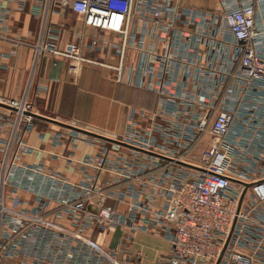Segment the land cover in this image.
Listing matches in <instances>:
<instances>
[{
  "label": "built area",
  "instance_id": "1",
  "mask_svg": "<svg viewBox=\"0 0 264 264\" xmlns=\"http://www.w3.org/2000/svg\"><path fill=\"white\" fill-rule=\"evenodd\" d=\"M234 1L236 6L230 5L232 0L222 1L226 6L219 17L234 40L229 43L230 50L234 48L233 64L224 85L233 92L238 86L242 103L253 97L256 109L260 108L258 114L238 121L237 110H246L245 114L251 110L244 103L225 104L228 91L222 90L202 120L184 129L176 128V124L161 128L163 144L130 126L120 141L131 145L134 152H147L149 159L138 155L122 158L115 169L105 149L103 154L84 161V165L113 172L108 186L119 187H111V191L92 182L70 190L68 180L59 173H46L42 163L23 162L32 151L27 136L35 127L34 114L38 112L27 94L0 97V264H8L13 257H23L24 264H137L140 252L129 256L124 245L106 248L92 239L93 227L109 231L112 223L128 228L131 235L138 230L162 233L170 249L154 264H264V147L256 151L240 138H264V93L251 96L253 88H264V0ZM47 2L62 10L70 9L81 18V26L75 30L78 41L61 47L55 38L62 29L48 27L49 38L38 46L39 56L68 59L73 78L78 77L84 64L98 63L85 55V49L103 50L112 45L101 34L89 36L88 28L123 37L120 64L106 66L116 70V80L124 81L125 40L134 23L154 24V28L161 29L156 30L161 37L166 26L173 27L177 18L170 0ZM34 12L40 13V7ZM170 49L169 45L162 56L165 66L175 59ZM233 83L236 85L231 87ZM165 100L174 102L175 98ZM236 127L240 130L237 133ZM206 131L211 134L209 147L194 153L197 140ZM232 132L238 136L232 138ZM60 137L74 145L79 139L76 133L69 137L59 133ZM148 175L152 177L143 178ZM42 178L60 184V190L45 193L40 186ZM6 187L16 193H37V207L9 206L5 202ZM96 196L122 202L129 209L122 212L104 203L90 208ZM49 201L63 207L71 225L60 216H45ZM39 227L47 231L48 246L52 251L56 248L55 255L43 257L37 251L23 249V241Z\"/></svg>",
  "mask_w": 264,
  "mask_h": 264
},
{
  "label": "crops",
  "instance_id": "2",
  "mask_svg": "<svg viewBox=\"0 0 264 264\" xmlns=\"http://www.w3.org/2000/svg\"><path fill=\"white\" fill-rule=\"evenodd\" d=\"M222 1L170 0L171 8H176L177 18L173 27L166 26V33L161 37L160 32H156L161 29L154 28V24L134 23L125 40L124 81H118L116 70L106 65L120 64L119 48L124 40L121 35L88 28L89 36L101 34L112 45L103 50L85 49V55L98 63L84 64L78 77L73 78L69 73L68 59L50 54L39 56L38 46L49 38L48 27L62 29L55 38L61 47L78 41L75 30L81 26V18L70 9L53 6V2L48 5L47 0H0V97L27 94L34 106L43 112L40 115L95 134L36 117L35 127L27 136L32 151L23 157V162L31 165L42 163L46 173H59L68 180L70 190L92 182L111 191V187L117 186H108L113 172L84 165V161L103 154L107 149L110 162L116 169L122 158L131 159L138 155L149 159V155L142 150L134 152L129 146L102 137L120 141L132 126L146 136L156 137L157 142L163 144L165 139L161 128L176 124V128L184 129L188 124L202 120L222 90L228 91L224 97L225 104H241L243 96L239 94L238 86L233 92L224 85L233 64L234 48L230 50L229 43L234 40L219 18L226 6ZM230 5L236 6L237 3L232 0ZM36 7H40V13L34 12ZM169 45L175 59L165 66L162 56ZM235 85L233 83L231 87ZM263 93L264 88H253L251 96ZM168 98H175V101L168 102L165 100ZM253 100L250 97L247 103H242L251 111L247 115L246 110H237L238 121L258 114L260 108L256 109L258 105ZM235 130V133L240 131L237 127ZM59 133L68 137L76 133L79 139L74 145L68 138H58ZM237 136L231 133L232 138ZM240 138L243 144H251L256 151L264 147L261 135L258 137L260 140H252L254 137L247 139L244 135ZM210 142L211 134L207 131L202 133L194 153L208 148ZM151 175L143 178L148 180ZM162 176L168 178L167 174ZM41 181L40 186L45 193L60 190V184H52L49 178ZM46 182L49 185H45ZM5 193V202L11 207L31 209L38 205L35 192L19 190L16 193L11 187H6ZM102 203L122 212L129 209L127 204L97 196L89 207L95 209ZM66 215L56 201H49L45 213L47 218L60 216L67 225H71ZM46 236L47 231L41 227L30 232L23 241V249L26 252L37 251L43 257L55 255L56 248L50 250ZM91 237L106 248L124 245L129 256L140 252L142 257L136 261L137 264H154L170 249L162 233L138 230L131 235L128 228L117 223H112L109 231L93 227ZM150 250L154 255L149 256ZM22 258L13 257L8 264H24Z\"/></svg>",
  "mask_w": 264,
  "mask_h": 264
},
{
  "label": "water",
  "instance_id": "3",
  "mask_svg": "<svg viewBox=\"0 0 264 264\" xmlns=\"http://www.w3.org/2000/svg\"><path fill=\"white\" fill-rule=\"evenodd\" d=\"M0 104H2V103H0ZM34 115H35L36 117H42V118H45V119H48V120L54 121V122H56V123H59V124H62V125L68 126V127H70V128H73V129H76V130H79V131H82V132H85V133H88V134L95 135V134L92 133V132H89V131H86V130H83V129H80V128H77V127H74V126H71V125H68V124H65V123H62V122L56 121V120L49 119V118H47V117H45V116H42V115H40V114H37V113H35ZM100 137H101V136H100ZM102 138H104V139H106V140L115 141V142L120 143V144H122V145H125V146H129V147H131V145H129V144H127V143H124V142H121V141H118V140H114V139H110V138H106V137H102Z\"/></svg>",
  "mask_w": 264,
  "mask_h": 264
},
{
  "label": "rangeland",
  "instance_id": "4",
  "mask_svg": "<svg viewBox=\"0 0 264 264\" xmlns=\"http://www.w3.org/2000/svg\"><path fill=\"white\" fill-rule=\"evenodd\" d=\"M35 110L40 114V113H43V112H41V111H39V109L35 106ZM152 255H154V251L153 250H150L149 251V256H152Z\"/></svg>",
  "mask_w": 264,
  "mask_h": 264
}]
</instances>
